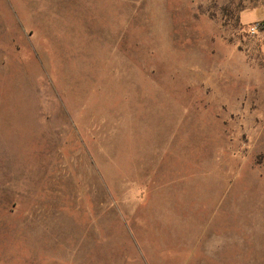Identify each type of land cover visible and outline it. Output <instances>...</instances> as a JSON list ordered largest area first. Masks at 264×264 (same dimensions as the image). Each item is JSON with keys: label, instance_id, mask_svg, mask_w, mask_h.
<instances>
[{"label": "rangeland", "instance_id": "374dc122", "mask_svg": "<svg viewBox=\"0 0 264 264\" xmlns=\"http://www.w3.org/2000/svg\"><path fill=\"white\" fill-rule=\"evenodd\" d=\"M260 8L0 0V257L264 264Z\"/></svg>", "mask_w": 264, "mask_h": 264}, {"label": "crops", "instance_id": "0c3cea01", "mask_svg": "<svg viewBox=\"0 0 264 264\" xmlns=\"http://www.w3.org/2000/svg\"><path fill=\"white\" fill-rule=\"evenodd\" d=\"M243 21L247 24H258L264 22V8L250 10L243 14ZM263 42L261 45V52L264 58V30L262 31ZM35 222V220H33ZM44 231H46L44 229ZM44 236L39 235V237H30L28 234H15L11 236V241L16 245H22V247H29V242H37L35 248H29L22 250L21 254H17L14 249H6L1 254L0 264H80L83 263L82 260L79 261V251L71 248H63L62 237L56 236V247L55 249H47L46 240ZM52 238V237H51ZM54 239V238H53ZM58 242V243H57Z\"/></svg>", "mask_w": 264, "mask_h": 264}, {"label": "built area", "instance_id": "2783aa9c", "mask_svg": "<svg viewBox=\"0 0 264 264\" xmlns=\"http://www.w3.org/2000/svg\"><path fill=\"white\" fill-rule=\"evenodd\" d=\"M261 31V26L260 24H254L251 28H250V32L252 34H258Z\"/></svg>", "mask_w": 264, "mask_h": 264}, {"label": "trees", "instance_id": "16d2710c", "mask_svg": "<svg viewBox=\"0 0 264 264\" xmlns=\"http://www.w3.org/2000/svg\"><path fill=\"white\" fill-rule=\"evenodd\" d=\"M260 26H261V31H263V30H264V22H262V23L260 24Z\"/></svg>", "mask_w": 264, "mask_h": 264}]
</instances>
